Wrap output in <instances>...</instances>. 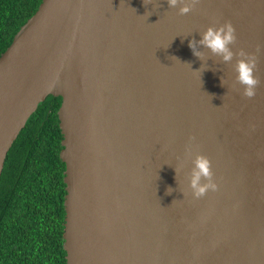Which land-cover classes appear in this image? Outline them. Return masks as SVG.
Listing matches in <instances>:
<instances>
[{
  "label": "water",
  "instance_id": "obj_1",
  "mask_svg": "<svg viewBox=\"0 0 264 264\" xmlns=\"http://www.w3.org/2000/svg\"><path fill=\"white\" fill-rule=\"evenodd\" d=\"M178 7L42 0L0 56V176L38 105L61 98L66 264H264V0ZM226 21L233 51L258 56L251 99L235 56L188 46ZM197 154L218 186L200 198Z\"/></svg>",
  "mask_w": 264,
  "mask_h": 264
},
{
  "label": "trees",
  "instance_id": "obj_2",
  "mask_svg": "<svg viewBox=\"0 0 264 264\" xmlns=\"http://www.w3.org/2000/svg\"><path fill=\"white\" fill-rule=\"evenodd\" d=\"M42 0H0V56ZM60 97L40 103L10 148L0 176V264H66L65 165Z\"/></svg>",
  "mask_w": 264,
  "mask_h": 264
},
{
  "label": "clouds",
  "instance_id": "obj_3",
  "mask_svg": "<svg viewBox=\"0 0 264 264\" xmlns=\"http://www.w3.org/2000/svg\"><path fill=\"white\" fill-rule=\"evenodd\" d=\"M168 7L176 8L178 5L179 14L189 13L197 3V0H166ZM147 3V0H144ZM235 28L231 22H224L217 26H209L200 33V39L189 40V48L197 57L204 58L203 54L197 51V45H202L213 56L219 57L223 62L230 63L236 57L233 65L235 73L234 80L242 87L241 95L246 98H253L256 95L260 79L257 76L258 56L256 53L246 52L243 49L233 51L232 47L236 43ZM193 138H190V140ZM193 168L190 179V187L194 198L203 197L209 190L215 191L217 184L213 181L211 162L204 156L197 154L193 160ZM202 178L207 181L201 183Z\"/></svg>",
  "mask_w": 264,
  "mask_h": 264
}]
</instances>
